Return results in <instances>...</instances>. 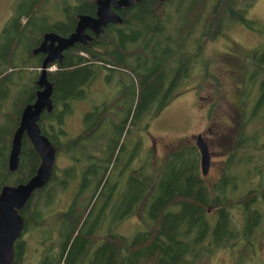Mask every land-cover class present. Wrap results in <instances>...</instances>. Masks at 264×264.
<instances>
[{
    "label": "trees",
    "instance_id": "1",
    "mask_svg": "<svg viewBox=\"0 0 264 264\" xmlns=\"http://www.w3.org/2000/svg\"><path fill=\"white\" fill-rule=\"evenodd\" d=\"M90 1L20 0L2 28L0 192L5 185L27 181L40 164L24 134L18 166L14 171L8 167L21 112L33 103L39 89L41 56L33 51L46 32L72 31L77 14ZM255 1L149 0L141 11L130 12L121 24L106 29L101 41L77 44L61 61L48 65L55 66L47 72L52 109L40 115L38 126L53 145L56 159L48 183L18 211L24 227L10 264H25V235L38 243L36 264H192L218 248L236 249L235 264L248 261L264 225V144H260L264 139V41L241 61L240 118L221 174L212 185L202 176L196 145L169 152L152 169L148 155L142 158L141 139L131 149H126L123 139L131 134L128 126L133 122L137 130L146 125L193 76L196 66L199 82L209 81L215 101L219 100L223 84L210 69L213 58L205 57V44L236 25L254 30L257 21L248 18V11ZM261 28L254 31L264 36ZM104 69L109 83L117 71L130 72L135 82L131 76L117 75L118 91L112 100L93 103L84 113L91 120L89 126L69 137L63 128L66 117L77 101L88 97L87 86ZM11 88L16 89L14 94ZM125 107L121 121L112 123ZM212 110L206 115L209 120ZM103 124L106 128L98 134ZM61 156L71 161L63 169L56 162ZM136 158L137 166H131ZM72 178L77 185L70 204L52 212L58 186H70ZM99 196L104 201L98 208ZM136 210L143 227L130 236L115 232V226Z\"/></svg>",
    "mask_w": 264,
    "mask_h": 264
},
{
    "label": "rangeland",
    "instance_id": "2",
    "mask_svg": "<svg viewBox=\"0 0 264 264\" xmlns=\"http://www.w3.org/2000/svg\"><path fill=\"white\" fill-rule=\"evenodd\" d=\"M19 1L0 0V34L12 9ZM248 18L258 22H256V26H253L255 29L258 27L259 30L264 27V0L255 1L248 11ZM254 30L246 28L244 25H236L225 30L215 40L208 41L205 44V57L213 58L210 69L213 74L219 77L223 84L218 101H215L216 94L213 93L210 82L205 81L203 84L199 82L198 67H194L193 76L182 82V85L175 90L173 98L153 118H149L146 125L139 128V130H137L135 122L128 126L131 134L123 139L126 149H131L132 143L140 138L142 142L140 147L142 158L148 155V162L151 168L155 169L163 163L169 152L183 145H196L195 137L201 134L208 146L210 155L209 169L204 178L208 185H212L221 174V167L224 165L225 158L228 155V146L232 145L233 142V139L230 141V136L234 132L233 128H235L236 122L240 118V108L237 104L240 101L241 90H239V85L244 73L241 61H243V57H247L250 54L253 48L264 41V36ZM18 66L21 65L19 64ZM117 75L132 77L130 72L124 71L120 73L117 71L109 83L105 77V72H102L97 75L94 81L90 82L87 86L88 97L77 101L74 104V109L65 119L63 128L69 137L76 136L89 126L91 120L90 122L86 120L84 113L92 109L93 103L100 104L104 99L106 101L112 100L114 94L118 91ZM132 79L134 80L133 77ZM15 90L11 88V94H14ZM132 99L133 101L137 99L136 91ZM10 104L11 101L8 99L5 105L9 108ZM128 105L126 102L125 106ZM211 107L213 109L212 118L209 120L206 115ZM126 108L119 111L116 117L113 116L115 119L112 118V123L115 122L116 124V122L119 123L121 121L125 115ZM261 114L264 115V110ZM105 128V124L100 125L97 133L99 134ZM261 133L264 135V128ZM263 140H260V144H264ZM93 154L100 155L99 152H94ZM56 162L61 169L71 164V161L64 156H61ZM137 164L138 160H134L131 166H137ZM71 180L70 186L66 188L58 186L59 190L51 208L52 212L65 210L70 204L77 185L75 179L72 178ZM103 201L104 196L97 198L96 205L98 208ZM142 227L143 222L140 219L139 211L136 210L115 226V232L130 236L136 229ZM24 238L28 244L25 264H36L39 259L38 243H36L35 239L29 238L28 235H25ZM254 244L253 251H250V255L247 258L248 261L242 264L264 263V225L258 236H256ZM237 256L236 249L218 248L210 255L201 256L192 264H235Z\"/></svg>",
    "mask_w": 264,
    "mask_h": 264
},
{
    "label": "water",
    "instance_id": "3",
    "mask_svg": "<svg viewBox=\"0 0 264 264\" xmlns=\"http://www.w3.org/2000/svg\"><path fill=\"white\" fill-rule=\"evenodd\" d=\"M132 0H121L120 4L128 5ZM109 0H97V18L88 15H78L75 30L68 36L62 37L56 33L48 32L40 45L34 50L47 54L41 63L37 78L40 89L36 91L33 103L24 106L17 129L14 132L8 158V167L16 170L19 161L21 139L25 134L40 157V164L35 174L23 183L14 186L5 185L0 192V264H10L14 254V243L20 237L24 221L18 211L30 199L36 189L43 187L50 179L56 159V152L50 140L41 133L38 120L44 110L51 111L52 83L47 79L48 65L55 59L62 57V51L75 42L85 44L89 39L84 31L91 28L96 34L101 26L107 22H120L121 18L113 13L108 6ZM195 144L200 154V169L202 176L208 172L210 155L208 146L201 134L196 135Z\"/></svg>",
    "mask_w": 264,
    "mask_h": 264
},
{
    "label": "flooded vegetation",
    "instance_id": "4",
    "mask_svg": "<svg viewBox=\"0 0 264 264\" xmlns=\"http://www.w3.org/2000/svg\"><path fill=\"white\" fill-rule=\"evenodd\" d=\"M148 1L149 0H132V2L130 4H128V5L124 4L123 5V4H120L121 0H109V4H108L109 8L113 11V13H115L116 15H118L121 18V21L120 22H111V21L107 22L105 25L101 26V30H100V32L98 34H96L91 28H86L84 32L87 35H89L90 38L85 40L86 41L85 44H82L80 42H75L72 46L64 49L62 51V57L64 56V53L69 48H71V47H73V46H75L77 44L86 45L87 43L92 42V41H97V42L101 41L99 39H100V37L103 36L104 31L106 29H109L111 27V25L121 24L123 22L124 18L128 17V14L130 12H134L135 10H140L141 11L142 8L140 9V7L143 6V4L147 3ZM90 2L91 3H87V2L84 3V12L77 14V16L75 18V25H74L72 31H69L68 33H63V34L62 33L59 34V33L55 32V31H48V32L56 33V34H58L59 36H62V37H68L75 30V27L77 25L78 15L83 14V15L91 16L93 18H97V11H98L97 0H92ZM48 32H46V33H48ZM43 37H44V35H43ZM42 40H43V38L40 40L38 46L40 45ZM35 54H38V55L41 56V63L44 60V58L47 56V54H44L42 52H35ZM62 57H61L60 61L62 60ZM54 61H59V60L55 59ZM106 67L109 68L111 66L107 65ZM52 70L53 69H49V71H52ZM106 70L107 69H104L105 74H106Z\"/></svg>",
    "mask_w": 264,
    "mask_h": 264
},
{
    "label": "bare ground",
    "instance_id": "5",
    "mask_svg": "<svg viewBox=\"0 0 264 264\" xmlns=\"http://www.w3.org/2000/svg\"><path fill=\"white\" fill-rule=\"evenodd\" d=\"M51 67H54V68H55L54 65H52V66H50V67H48V68L50 69ZM54 68H53V69H54ZM39 89H40V88H39ZM44 111H46V110H44ZM44 111H43V112H44ZM43 112H42V113H43ZM23 135H24V134H23ZM27 138H28V137H27ZM52 173H53V171H52ZM51 176H52V175H51ZM49 180H50V179H49ZM49 180H48V181H49ZM48 181H47V183H48ZM47 183H46V184H47ZM46 184H45V185H46ZM45 185H44V186H45ZM44 186H43V187H44ZM18 213H19V212H18Z\"/></svg>",
    "mask_w": 264,
    "mask_h": 264
},
{
    "label": "built area",
    "instance_id": "6",
    "mask_svg": "<svg viewBox=\"0 0 264 264\" xmlns=\"http://www.w3.org/2000/svg\"><path fill=\"white\" fill-rule=\"evenodd\" d=\"M54 67H51L50 69H53Z\"/></svg>",
    "mask_w": 264,
    "mask_h": 264
}]
</instances>
